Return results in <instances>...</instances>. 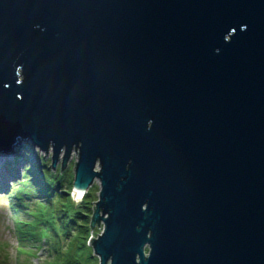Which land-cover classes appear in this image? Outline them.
Wrapping results in <instances>:
<instances>
[{"label":"water","instance_id":"1","mask_svg":"<svg viewBox=\"0 0 264 264\" xmlns=\"http://www.w3.org/2000/svg\"><path fill=\"white\" fill-rule=\"evenodd\" d=\"M23 142L99 180V264H264V0H0Z\"/></svg>","mask_w":264,"mask_h":264},{"label":"trees","instance_id":"2","mask_svg":"<svg viewBox=\"0 0 264 264\" xmlns=\"http://www.w3.org/2000/svg\"><path fill=\"white\" fill-rule=\"evenodd\" d=\"M35 167L44 170L34 172ZM25 170L27 175L6 192L14 212L19 254L35 256V250L43 245L48 258L39 264L98 263L87 245L95 198L87 191L80 201L71 200L68 191L72 182L60 169L52 171L49 162L33 163Z\"/></svg>","mask_w":264,"mask_h":264},{"label":"rangeland","instance_id":"3","mask_svg":"<svg viewBox=\"0 0 264 264\" xmlns=\"http://www.w3.org/2000/svg\"><path fill=\"white\" fill-rule=\"evenodd\" d=\"M51 154V148L48 150V153L45 154V152L41 151L38 147H34L31 142H23L18 145L16 150V156L14 158L17 163L15 166V173H9L5 171L0 178V264H16V261H21L22 264H39L40 261L42 262L43 260H46L48 258L47 251L45 250L43 245L35 250V256L27 257L26 255L19 254L17 237L14 232V212L9 205V200L6 196V192L7 190H10L12 186H16L19 181L22 180L25 175H27L25 170L26 167L32 166L33 163L39 165L42 161L50 163ZM19 158L24 159L21 160ZM59 158L60 159L58 161L57 167L55 170H53L54 172L60 169L61 154L59 155ZM76 159V153L73 151L65 170L61 172H65V177L69 182L73 181V168ZM95 169H98V167H95ZM32 171L38 172V167H35V169H32ZM99 189L100 182L98 179H95L91 186H89L87 191H89L96 200ZM72 190L73 189H70V191H68L70 197L73 195ZM65 191L67 192V189ZM71 200H73L72 197ZM19 216L23 218L21 214ZM102 230L103 224L102 222H100L98 226L95 225L93 229L90 228L89 238H95L97 234L102 232ZM87 245L92 250V247L88 243ZM93 256L98 259L96 255L93 254ZM96 262L97 261L95 260V264H99V261L98 263Z\"/></svg>","mask_w":264,"mask_h":264},{"label":"bare ground","instance_id":"4","mask_svg":"<svg viewBox=\"0 0 264 264\" xmlns=\"http://www.w3.org/2000/svg\"><path fill=\"white\" fill-rule=\"evenodd\" d=\"M18 147V146H17ZM17 147L15 148V151L17 150ZM16 156V152L14 154H0V178L3 175V173L9 172V173H15V166H16V161L14 160ZM21 160H23L22 158H19ZM23 162V161H22ZM40 165V164H39ZM51 166V164H50ZM98 166V165H97ZM96 166V167H97ZM52 169V168H51ZM8 170V171H7ZM43 168L42 167H38V171L39 172H43ZM53 171V169H52ZM64 171V170H63ZM62 172V171H61ZM81 193L79 191H75L73 190V195L71 196L72 199L75 198L76 196H80ZM78 201V200H77Z\"/></svg>","mask_w":264,"mask_h":264}]
</instances>
